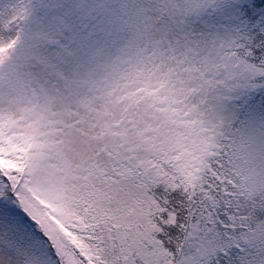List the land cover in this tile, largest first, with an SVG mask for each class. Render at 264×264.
I'll use <instances>...</instances> for the list:
<instances>
[{
	"label": "snow or ice",
	"instance_id": "6c2138e0",
	"mask_svg": "<svg viewBox=\"0 0 264 264\" xmlns=\"http://www.w3.org/2000/svg\"><path fill=\"white\" fill-rule=\"evenodd\" d=\"M0 264H264V0H0Z\"/></svg>",
	"mask_w": 264,
	"mask_h": 264
}]
</instances>
